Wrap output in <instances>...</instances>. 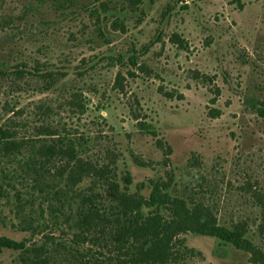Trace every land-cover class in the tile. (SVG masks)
I'll list each match as a JSON object with an SVG mask.
<instances>
[{
    "label": "rangeland",
    "instance_id": "1",
    "mask_svg": "<svg viewBox=\"0 0 264 264\" xmlns=\"http://www.w3.org/2000/svg\"><path fill=\"white\" fill-rule=\"evenodd\" d=\"M175 35L184 48L171 41ZM47 72L55 79H43ZM135 116L155 135L140 130ZM0 128L26 141L55 131L83 159L116 157L119 176L132 175L131 193L149 179L167 182L173 195L211 207L221 225L247 221L259 233L264 0H0ZM158 140L171 147L169 157ZM86 176L74 182L66 172L62 186L88 194ZM15 192L6 184L0 190V237L72 236L66 220L78 199L64 215L53 210L54 198L45 212L39 200L32 212L27 207L43 230L32 236L19 228ZM180 238L202 254L198 264H254L250 253L216 237ZM256 242L263 247L264 237ZM19 254L3 249L0 264H21Z\"/></svg>",
    "mask_w": 264,
    "mask_h": 264
},
{
    "label": "trees",
    "instance_id": "2",
    "mask_svg": "<svg viewBox=\"0 0 264 264\" xmlns=\"http://www.w3.org/2000/svg\"><path fill=\"white\" fill-rule=\"evenodd\" d=\"M171 41L184 48L178 35ZM15 73L18 78L26 75L23 70ZM41 76L46 81L55 79L52 72ZM207 78L194 72V80L199 83H206ZM47 84L49 88L52 86L50 82ZM215 92L219 95V89ZM135 120L140 130L155 135L150 125L136 116ZM46 135L49 138L26 141L20 140L12 129L0 128V190L6 184L16 191L15 199L21 210L19 228L32 236L43 230L34 218L29 219L27 207L32 212L33 204L39 200L45 212V203L53 202L54 198L53 210L64 215L66 203L73 211V203L78 199L75 211L66 220L73 234L71 237L49 234L41 242H17L0 237V252L19 251L21 264H198L196 259L203 257L202 254L180 238L192 232L216 237L221 243L250 253L254 264H264V246L256 242L258 234L264 237V201L259 203V233L251 232L247 221L227 227L219 223L213 209L202 201L173 195L167 182L149 179L147 184L138 185L136 193H131L132 175L126 170L119 176L116 157L112 163L107 155L108 162L105 156L93 160L90 155L86 160L74 143L66 142L64 147L57 132ZM157 143L169 157L171 147L164 146L160 140ZM78 162L81 163L77 165ZM66 172L74 182L79 181V173L87 175L93 188L83 195L64 189ZM16 185L21 187L18 192ZM147 186L151 189L148 198L141 194ZM98 189H103L106 197L103 192H96Z\"/></svg>",
    "mask_w": 264,
    "mask_h": 264
}]
</instances>
